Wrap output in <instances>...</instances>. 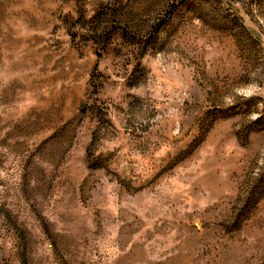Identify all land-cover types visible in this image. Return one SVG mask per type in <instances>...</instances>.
I'll return each mask as SVG.
<instances>
[{
    "label": "rangeland",
    "instance_id": "rangeland-1",
    "mask_svg": "<svg viewBox=\"0 0 264 264\" xmlns=\"http://www.w3.org/2000/svg\"><path fill=\"white\" fill-rule=\"evenodd\" d=\"M0 264H264V0H0Z\"/></svg>",
    "mask_w": 264,
    "mask_h": 264
},
{
    "label": "trees",
    "instance_id": "trees-1",
    "mask_svg": "<svg viewBox=\"0 0 264 264\" xmlns=\"http://www.w3.org/2000/svg\"><path fill=\"white\" fill-rule=\"evenodd\" d=\"M166 20L161 23V27L165 26Z\"/></svg>",
    "mask_w": 264,
    "mask_h": 264
}]
</instances>
